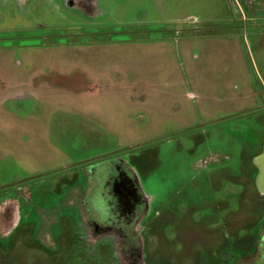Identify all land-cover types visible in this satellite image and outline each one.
Returning <instances> with one entry per match:
<instances>
[{"label":"rangeland","instance_id":"374dc122","mask_svg":"<svg viewBox=\"0 0 264 264\" xmlns=\"http://www.w3.org/2000/svg\"><path fill=\"white\" fill-rule=\"evenodd\" d=\"M110 152L152 200L147 264L264 253V0H0V207L24 220L0 264H117L77 223L32 232L70 215L60 168Z\"/></svg>","mask_w":264,"mask_h":264},{"label":"flooded vegetation","instance_id":"af4514ba","mask_svg":"<svg viewBox=\"0 0 264 264\" xmlns=\"http://www.w3.org/2000/svg\"><path fill=\"white\" fill-rule=\"evenodd\" d=\"M118 153L110 152L99 157L85 158L60 168V171H78L65 178L67 183L74 185L64 200L70 215L58 219L55 216H44L36 225L33 224L35 226L32 232L37 244L45 248H55L60 239L47 234V227L52 224L59 226L67 221L74 226L77 223L79 229L81 225L88 240L103 243L102 252L107 253L109 247L113 246L118 254L115 260L117 264H147L145 250L150 230L155 226V220L150 215L152 200L145 192L142 181L136 174L129 172ZM98 187H103L100 194L94 193ZM11 207H0V220L3 224H9L4 229L0 228V241L7 236L9 240L13 239L24 221L19 212ZM263 237V234H258L262 242ZM258 249L248 252L239 250L242 253L233 251L230 257L226 256L234 264H262L259 259L264 262V253ZM9 250L12 253L13 248ZM255 254L256 259L247 258V261L242 262V256L250 257Z\"/></svg>","mask_w":264,"mask_h":264},{"label":"crops","instance_id":"0c3cea01","mask_svg":"<svg viewBox=\"0 0 264 264\" xmlns=\"http://www.w3.org/2000/svg\"><path fill=\"white\" fill-rule=\"evenodd\" d=\"M255 187L257 192L264 196V155L262 159V164L260 168V173L257 175L256 180H255Z\"/></svg>","mask_w":264,"mask_h":264}]
</instances>
